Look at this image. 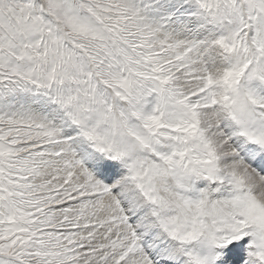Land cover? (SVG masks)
Returning <instances> with one entry per match:
<instances>
[{
  "label": "snow or ice",
  "instance_id": "6c2138e0",
  "mask_svg": "<svg viewBox=\"0 0 264 264\" xmlns=\"http://www.w3.org/2000/svg\"><path fill=\"white\" fill-rule=\"evenodd\" d=\"M0 264H264V0H0Z\"/></svg>",
  "mask_w": 264,
  "mask_h": 264
}]
</instances>
